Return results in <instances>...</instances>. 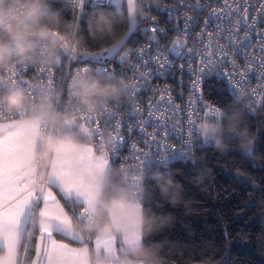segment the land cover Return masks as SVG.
I'll list each match as a JSON object with an SVG mask.
<instances>
[{
    "label": "snow or ice",
    "instance_id": "6c2138e0",
    "mask_svg": "<svg viewBox=\"0 0 264 264\" xmlns=\"http://www.w3.org/2000/svg\"><path fill=\"white\" fill-rule=\"evenodd\" d=\"M222 4L187 5L208 15L201 26L200 16L185 13L182 28L173 9L158 8L182 35L168 41V30L149 25L148 43L126 50L140 19L156 21L147 0H0V264H161L148 239L153 181L164 183L170 164L220 143L225 122L239 119L229 97L252 116L253 103L264 108V3L251 23L247 0ZM109 8L126 13L122 34L115 29L125 25L102 11ZM58 15L71 23L62 29ZM93 24L107 46L79 38ZM193 33L199 47H187ZM177 71L190 77L187 99L183 87L177 93L181 103L170 86L148 87ZM213 76L222 85L215 101L204 93ZM149 91L157 98L142 103ZM228 132L247 138L231 125ZM244 147L251 156L252 141Z\"/></svg>",
    "mask_w": 264,
    "mask_h": 264
},
{
    "label": "trees",
    "instance_id": "16d2710c",
    "mask_svg": "<svg viewBox=\"0 0 264 264\" xmlns=\"http://www.w3.org/2000/svg\"><path fill=\"white\" fill-rule=\"evenodd\" d=\"M102 11L113 13L125 25L115 32L127 30L126 13L114 8ZM66 19L58 15L54 22L62 27ZM78 35L89 47L94 41L103 46L109 42L97 34L95 24L90 32ZM221 86L217 79L206 81L205 99H218L216 89ZM227 106L235 108L240 118L225 122L222 145L198 149L193 162L170 164L166 181L150 186L146 212L154 223L148 239L164 264H264V194L243 179L247 176L264 188V108L253 104L257 113L249 115L232 97ZM230 125L246 132L247 138L230 135ZM248 141L251 156L245 152Z\"/></svg>",
    "mask_w": 264,
    "mask_h": 264
},
{
    "label": "built area",
    "instance_id": "2783aa9c",
    "mask_svg": "<svg viewBox=\"0 0 264 264\" xmlns=\"http://www.w3.org/2000/svg\"><path fill=\"white\" fill-rule=\"evenodd\" d=\"M147 2L151 4L152 8H151V10L145 9V11L147 12V14L149 16H155L156 21L140 19L138 21V30L132 36L133 41H137V43H133V41L129 42V43L127 42V44H125L126 50L133 49L136 47H140V46H143V45L148 43L147 34L143 32V29L149 25L156 24L159 27H163L166 30H168L167 31L168 41L172 40L177 35H182V33L173 29L172 18L168 17L163 11H157L158 8L163 9V8L167 7V8L173 9L174 10V16L176 18H178L181 28L183 26V16L185 13H187L188 15L193 16V17L200 16L199 24L201 26L203 25V16L208 15L207 9L196 10L195 8H188L187 7V5H195L197 3V0H183V4L180 3V0H147ZM230 2H231V0H230ZM199 3H201L202 5H209L211 7H222L223 6L222 0H199ZM247 3L250 5V7H249V23H251V17L257 16V9L259 8L260 4L264 3V0H247ZM201 12L203 13V15H201ZM66 22L68 24H70L71 23V17H67ZM64 26H65V24H63V26L61 28L63 29ZM232 27H235V25L233 24ZM258 27H259V29L264 30V23H259ZM199 30H200L199 27H197L195 31L199 32ZM209 30H211V28ZM245 31H247V29L244 27V25L242 23L241 28H240V32L238 33V37L242 38ZM225 35H226V33H225ZM69 38H71V37H69ZM213 38L216 39L217 37L214 36ZM164 42L165 41H162V43H164ZM256 42H257L256 38L253 36L252 37V43L255 44ZM221 43H224L227 45L228 41L222 40ZM193 46L199 47V41L195 39V33H193L192 35L189 36L188 42H187V47H193ZM229 47H239V46L238 45H229ZM169 58H172V57L170 56ZM236 59H237V63L240 65L241 68L246 67L244 58L237 56ZM61 60H62V62L66 63V61H64L63 57L61 58ZM131 63H133V64L138 63V60L133 58ZM113 66H115V65H113ZM152 66L153 65L149 64V67H152ZM223 70L231 71L230 66L226 62L223 64ZM57 75L58 76L60 75L59 71H57ZM129 75H131V74L129 73ZM181 76L183 77V85L180 84V77ZM211 79H217V78L215 76H213ZM189 83H190V77L186 73L181 74L180 72L177 71L174 73V75H168L166 78H155V77H153L151 80L148 81V87L154 88L157 85H159L160 88H164L165 86H170L173 89L172 95L174 97H176V102L181 103L182 102L181 97L178 96L177 93H179L181 91V87H183V91H184L183 99L186 100L187 94H188ZM255 84H256V80H255L254 74H253L252 86H255ZM101 86H106V85H101ZM156 98L157 97H155L151 91L147 92L146 94L141 93V96H140L142 103L144 101L149 100V99H152L153 101H155ZM127 103H128L127 97H121L120 98V104L125 105ZM253 104H255V103H253ZM109 106L112 107L113 105L110 104ZM145 111H147L146 106H145ZM124 114L127 115V112H125ZM148 131H152V128L149 127ZM132 138L135 140H138L139 139V132L134 133ZM169 142L170 143H176L175 140H170ZM211 144L217 145V143L215 141H213ZM208 145H204L203 147L208 146ZM140 146L143 147V144H141ZM122 154H126V153H122ZM195 155H196V153H195ZM194 160H195V156H194V158H191L187 161H176V162H184L185 163V162H193ZM173 163H175V162H173Z\"/></svg>",
    "mask_w": 264,
    "mask_h": 264
},
{
    "label": "clouds",
    "instance_id": "9594fccd",
    "mask_svg": "<svg viewBox=\"0 0 264 264\" xmlns=\"http://www.w3.org/2000/svg\"><path fill=\"white\" fill-rule=\"evenodd\" d=\"M240 118V117H239ZM239 120V119H238ZM238 120H236V121H238ZM233 122H235V121H233ZM218 145H222V140L220 141V143L218 144ZM159 260L161 261V264H163V260L161 259V258H159Z\"/></svg>",
    "mask_w": 264,
    "mask_h": 264
},
{
    "label": "water",
    "instance_id": "95a60500",
    "mask_svg": "<svg viewBox=\"0 0 264 264\" xmlns=\"http://www.w3.org/2000/svg\"><path fill=\"white\" fill-rule=\"evenodd\" d=\"M128 42V40L125 41V44Z\"/></svg>",
    "mask_w": 264,
    "mask_h": 264
}]
</instances>
